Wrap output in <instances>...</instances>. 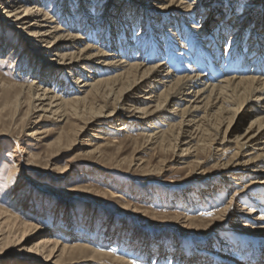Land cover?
<instances>
[{"label": "bare ground", "instance_id": "1", "mask_svg": "<svg viewBox=\"0 0 264 264\" xmlns=\"http://www.w3.org/2000/svg\"><path fill=\"white\" fill-rule=\"evenodd\" d=\"M60 1V17L55 19L47 3L57 0H0V41L8 43L0 45V59L14 55L11 61L16 67L14 81L0 79L2 111L16 117L14 112L25 108L23 121L29 120L23 128L36 125L28 140L18 137L13 143L12 181L6 186L18 203L11 207L30 204L31 194L18 178L38 158L32 150L43 142L37 126L45 114L56 124L72 123L48 147H52L44 167L48 172L58 154L76 145L85 130L105 127L106 132L129 136L132 129L136 130L132 139L140 141L133 165L143 177L163 176L168 164L179 165L188 175L204 176L203 167L212 160L220 178L216 184L202 185L207 189L198 191L203 194L201 203L218 200L234 186L209 220L178 214L166 217L180 231L204 228L196 232L201 235L197 240L214 244L213 251L186 252L182 264H264V194L252 191L264 189V176H257L264 175V19L253 16L248 21L255 7H259L255 16L264 12L262 0H223L219 5L217 0H114L117 5H112L113 0L103 5L99 0L95 5L79 0L77 12L66 5L69 0ZM78 15L83 22L75 20ZM36 113L42 114L33 120ZM17 121L10 125L18 126ZM97 129L92 139L104 142L87 143L90 149L83 152L87 156L118 144ZM144 151L162 157L160 166L137 158ZM99 164L97 168H102ZM248 175L253 177L245 182ZM93 193L116 203L120 199L114 193ZM195 197L180 195L178 200ZM120 209L141 218L148 214L127 205ZM24 217L32 220L34 215L24 211L20 218L0 206V264H128L107 252V245L97 239L98 247L77 239H87L85 235L59 232L63 237H57L55 228L29 245L27 237L39 228ZM109 222L110 228L114 219ZM121 236L116 239L109 231L105 243L114 245ZM146 239H157L160 253L166 244L169 252L179 244L158 236ZM131 240L137 248L138 238ZM19 255L26 262L12 259Z\"/></svg>", "mask_w": 264, "mask_h": 264}, {"label": "rangeland", "instance_id": "2", "mask_svg": "<svg viewBox=\"0 0 264 264\" xmlns=\"http://www.w3.org/2000/svg\"><path fill=\"white\" fill-rule=\"evenodd\" d=\"M90 1H92L94 5L97 3V0ZM107 1L108 0H99V4L101 3L103 5ZM49 2L47 3L48 13H50L51 16H55V19L59 18V9H61L60 6L62 2L57 0L55 3L56 5L53 2ZM222 2L223 0H217L218 5ZM67 4L70 7L72 6L75 12L80 9L79 0H69L66 5ZM113 4L117 5L116 2L112 3V5ZM260 4L262 8L264 0L260 1ZM1 7L2 6H0V11L2 10ZM255 8L256 9L249 13V22L252 20L253 16L264 19L263 11L256 13L255 16V12L259 10V7ZM96 14L98 13L94 12V18L98 16ZM234 16L235 15H233L232 18H234ZM76 18H78L79 23L83 22L81 15L75 17V20H77ZM94 22L93 20L92 23ZM83 29L85 28L83 27ZM88 34L90 36L89 40L92 41V35L89 32ZM228 36L229 34H226V38H228ZM15 41L16 38H12L11 42L14 43L10 46L11 49L15 47ZM7 44L6 39L0 41V45L6 46ZM223 50L224 48L221 46L219 50L221 55L223 54ZM13 59H15L14 55L9 59L4 57L0 59V79L6 82L15 80L16 67L12 66L13 62L11 60ZM60 89V92H62L63 86ZM1 105L2 98L0 97V206L20 218L24 211L31 216L34 215L32 220L25 217L23 218V220L28 221V223L36 224L39 228L36 235H34L35 237L33 235L32 237L31 235L27 237L29 245L42 239L50 228H55L57 237H63L62 235L59 236V232L65 236H70V234H77L79 236L85 235L88 236L87 239L86 237L84 239L78 237L77 239H80V241H82L81 243H88L98 247L99 244H94L97 239L98 242L107 245V252L126 260L128 264H143L146 262V264H155L157 261L161 263L164 261V258L168 260L167 264H182L183 254H186V252L193 251L195 254H200L206 250L213 251L212 247L214 244H203L201 241L197 240L201 235L196 234V232L201 233L204 228L194 231H180L174 224L169 223L166 217H169L171 214H178L185 218L197 217L198 219L209 220L214 212L213 210H219L225 201H227V198L230 197L234 186L231 185L227 188L223 196L218 198V200L209 201L207 205L201 203L200 197L203 194L198 191H205L207 189L206 187H202V185H208L206 183L214 184L220 178V172L216 171V169H212L213 164L216 162L212 160L207 161L206 165H204V176L188 175V171L179 169V165L168 164L167 171L163 176L143 177L142 172L133 165L137 163L133 162V155H136V147L138 146L136 144L140 143V141L132 139V137L136 136V130L133 131L132 129L129 130V136L114 135L116 133L115 131L108 129L106 132L105 127H94L85 130V133H82L77 138L76 145L71 149L69 148V151H63L58 154L56 159H54L52 170L48 172L44 168L47 166L48 156L52 149V147H48L54 143L60 135L65 133L72 123L70 121L65 124H56L50 119L49 114H45V119L40 121L37 126V130L41 132L38 139L43 142L32 150L33 154L38 158L30 167L31 169L24 171L18 178V181L21 182L20 184L24 183L25 185L23 187L24 191L31 194L29 199L31 206L30 204L27 206L16 204L17 209H13L11 206L18 202L12 199V194L6 186L9 181H12V162L14 161L12 158L13 143L15 138L18 137L24 141L28 140L26 136L30 131L36 128V125H29L26 129L23 128L29 120L23 121L25 108L20 111L21 113L18 111L14 112L16 115L15 117L13 115L8 116L9 114L6 111L3 112ZM40 114L42 113H36L34 116L35 118L33 117L32 119L37 120V116ZM16 121V125L19 123L18 126L14 127L10 125ZM97 128H99V131L103 130L101 131V136L104 137L108 133L110 134L107 135L108 138L112 141H116L118 144H111L106 148L104 147L102 149L103 155L96 154L87 156L83 153L85 149H90L86 147L87 143L94 144V142H96L102 144L104 142L102 140L92 139L91 136L97 134L94 133L95 130H98ZM7 131L8 135H5ZM138 157L143 158V161L146 162L145 164L149 166H160L161 164L158 161L162 157L154 156L152 151H144V153L138 155L137 158ZM170 157L169 154L167 158L170 159ZM116 162H121L119 163L120 166L117 168L113 167ZM98 164L102 166V168H97ZM257 176L262 177L264 175L257 174ZM252 177V175L245 177V182ZM84 189L90 193L83 191ZM257 190H259V188H254L252 191L258 192L259 195L264 194V189L261 191ZM95 191L106 194L114 193L119 195L120 199H118V203H116L109 198L95 195L93 193ZM195 194V198L178 200V196L180 195L184 197L186 195ZM125 205L139 211L146 210L148 214H146L145 218H141L131 211L124 212V210L120 209V206L122 207ZM203 213H206V215ZM152 215L156 218L152 217ZM110 219H114V223H111L112 225H110L109 228ZM228 229H230V227L228 228V226H226V230ZM162 230L180 233L169 234L167 232H162ZM206 230H208V228ZM109 231L114 238L121 236V232H124V235L118 238L119 242L116 240L117 243H114V245L107 244L105 241L108 238ZM134 236L138 238L137 248H135V243L131 240ZM153 236H158L159 239L165 241H169L170 239L175 242L178 241L179 244L177 249L173 248V251L169 252V247L166 244L163 249L164 251L160 253V246L155 242L157 239L153 241L146 239V237L152 238ZM222 236L224 235H221V237ZM76 241L75 243H80L78 240ZM13 250L14 249H12L11 252H13ZM168 252L171 253L172 257L170 258H173L172 263L169 262ZM5 257L8 258V256H4L2 259ZM12 259L26 262V258L21 255L12 257ZM103 263L109 264L105 262H100L99 264Z\"/></svg>", "mask_w": 264, "mask_h": 264}]
</instances>
